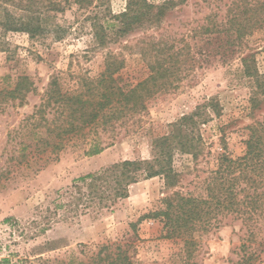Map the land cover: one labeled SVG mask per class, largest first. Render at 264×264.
<instances>
[{
    "label": "rangeland",
    "instance_id": "rangeland-1",
    "mask_svg": "<svg viewBox=\"0 0 264 264\" xmlns=\"http://www.w3.org/2000/svg\"><path fill=\"white\" fill-rule=\"evenodd\" d=\"M129 1L95 0L89 9L72 4L56 17V22L68 29L60 41L51 36L33 40L14 33L3 37L0 29L1 40L7 44L0 52V89H13L20 76L30 77L36 87L27 104L17 100L0 109V264H92V257L103 245L114 243L132 244L135 264H264V225L252 235L241 221L228 218L219 228L197 234L198 249L192 259L187 257L182 241L161 238L158 221L142 220L135 233L132 224L161 209L163 199L172 192L163 178L143 179L132 185L129 197L111 210L83 212L82 205L77 209L72 205L77 202L65 194L80 177L122 161L151 159L152 138L210 98L220 101L222 112L203 128L205 137L216 142L223 126L231 151L240 155L247 127L254 117L264 116V96H259V108L251 109L257 85L244 74L237 59L222 65L219 56L211 57L201 62L202 69L196 64L176 88L159 94L146 114L117 129L114 144L100 155L86 156L87 144L81 139L66 140L65 149L58 154L36 152L31 129L38 128L31 125L33 120L26 119L39 106L53 76L60 77L65 90L75 89L79 77L94 78L102 73L107 54L114 53L126 59L124 81L138 83L149 74L141 51L151 40L166 44L174 38L183 47L187 39L197 58L199 49L194 46L198 39L192 38V30L205 24L206 15L216 6H221L219 14H224L227 3L187 0L169 10L158 27L139 28L98 46L93 37V17L115 23L112 16L123 12ZM149 1L160 5L166 0ZM248 47L252 50L246 53L255 55L256 68L264 74V30L250 38ZM24 146H28L25 158ZM193 166L191 157H175L176 169L185 174L183 191L199 195ZM251 255L256 256L250 260Z\"/></svg>",
    "mask_w": 264,
    "mask_h": 264
},
{
    "label": "trees",
    "instance_id": "trees-1",
    "mask_svg": "<svg viewBox=\"0 0 264 264\" xmlns=\"http://www.w3.org/2000/svg\"><path fill=\"white\" fill-rule=\"evenodd\" d=\"M185 2L166 0L155 5L149 0H130L123 12L112 16L115 23L93 17L95 43L106 46L139 28L158 27L169 10ZM94 3L95 0H0L2 36L14 33L33 40L50 36L63 40L68 29L56 22L57 14L72 4L89 9ZM224 8L225 13L220 15L221 6H216L206 15L205 24L192 30V38L198 39L194 46L199 49L197 58L187 39L183 40V47L174 38L166 44L151 40L141 51L149 74L138 83L124 81L126 59L114 53L107 54L102 73L94 78L79 77L75 89L65 90L60 77L53 76L39 106L26 119L33 120L31 125L38 128L31 129L36 152L58 154L65 149L66 140L81 139L87 144L86 156L100 155L114 144L117 129L146 114L159 94L176 88L192 74L196 64L202 69L201 62L211 57L219 56L222 65L241 62L244 74L257 85L258 92L250 102L251 109H258L259 96H264V74L256 68L255 55L246 51L252 50L248 47L250 38L264 30V0H227ZM6 45L0 37V52L6 50ZM35 91L30 77H18L13 89H0V109L17 100L27 104L28 95ZM221 108L217 98L205 100L192 113L168 125L162 135L152 138L151 159L122 161L80 177L65 194L77 202L72 203L77 209L82 205L83 212L111 210L118 201L129 197L132 185L143 179L163 178L165 187L172 191L163 199V207L143 216L132 228L137 233L142 220L158 221L161 238L182 241L190 259L198 249L197 234L219 228L228 218L241 221L253 235L264 225V116L254 117L247 127L244 151L236 155L229 147V134L223 126L219 127L216 142L205 137L203 128L214 116L220 117ZM27 148L22 149L23 158ZM177 155L192 158V171L201 194L183 191L185 174L175 167ZM131 245H103L92 257V264H135Z\"/></svg>",
    "mask_w": 264,
    "mask_h": 264
}]
</instances>
